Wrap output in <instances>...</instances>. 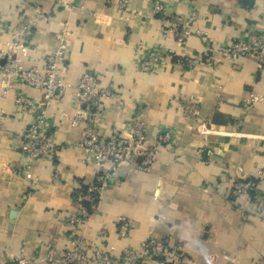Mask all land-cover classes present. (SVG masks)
Instances as JSON below:
<instances>
[{"label": "crops", "instance_id": "obj_1", "mask_svg": "<svg viewBox=\"0 0 264 264\" xmlns=\"http://www.w3.org/2000/svg\"><path fill=\"white\" fill-rule=\"evenodd\" d=\"M59 1L0 0V42L12 39L19 21L36 18V8L46 14L17 55L23 67L44 71L46 55L59 49L62 37L67 44L64 88L44 107L54 160L26 167L23 153L22 133L46 101L45 91L15 83L4 96L0 86V264H45L51 249L58 256L68 250L73 233L94 247L114 248L115 255L140 251L144 242L159 238L181 246L185 264H264V212L256 201L264 196V105L244 108L251 93L264 92V65L255 57L213 66L203 59L208 42L230 43L252 32L264 36V0H127L125 8L120 0H87L70 8ZM156 2L163 12L156 13ZM191 12L196 20L185 26ZM176 26L189 32L184 43ZM154 49L172 54L159 70L144 73L139 63ZM5 61L0 53V64ZM85 71L113 94L104 100L100 134L128 139L138 118L150 146L164 130L175 137L157 146L148 171L129 161L116 170L111 164L102 168L112 178L99 210L72 228L68 215L87 207L78 190L102 173L85 162L81 128L71 124ZM19 94L34 103L33 114L16 109ZM191 98L200 104L198 118L184 112ZM250 179L257 182L253 198L237 197L233 182ZM122 216L132 223L126 238L118 234Z\"/></svg>", "mask_w": 264, "mask_h": 264}, {"label": "built area", "instance_id": "obj_2", "mask_svg": "<svg viewBox=\"0 0 264 264\" xmlns=\"http://www.w3.org/2000/svg\"><path fill=\"white\" fill-rule=\"evenodd\" d=\"M87 0H60V4L68 8L74 4ZM189 2V0H181ZM127 0H120V8H125ZM164 6L156 2V13H161ZM37 16L33 19L21 20L13 28V37L9 42H0V53L5 57L4 64H0V86L2 94L7 96L14 84H21L31 89H42L45 91L46 101L41 104L37 112H34V103L25 94L15 97V107L20 112H34L31 121L22 133L24 141L23 153L26 160V167L39 159L54 160L56 146L53 141V127L46 119L44 107L50 100L55 99L58 93L64 88L62 62L65 58L67 44L62 37L59 49L46 55V69L25 68L18 63L17 55L26 49L34 34L38 22L46 19V14L41 7L36 8ZM196 20V14L191 12L186 25L192 24ZM178 33L179 42L184 43L188 31L174 28ZM181 31V32H180ZM60 37V36H59ZM264 50V36L252 32L246 39H239L230 43L215 45L208 42L204 50V61L213 66L221 60H237L238 58L255 57L264 65L262 51ZM172 51L150 50L139 63V68L144 73H153L159 70L165 63L166 57ZM192 66L194 62H189ZM113 96L112 91L99 85L98 76L85 71L77 84L75 103L78 107L71 124L81 128L80 145L84 151L85 162L92 163L102 170L94 183L88 184L87 189L79 194V201L85 202L87 207L79 205V210L67 217V224L72 228L82 225L93 214L97 213L100 207L102 193L109 187L111 177L110 172L103 171L107 164H111L112 169L125 161L132 162L139 168L148 171L155 162L157 156V146L167 144L174 139L173 132L164 130L157 136L156 145L150 146L147 143L146 127L142 120L136 118L132 123V135L124 139L119 135L104 136L98 131L100 114L104 108V100ZM264 105V92L261 94L251 93L244 102L246 110L251 109L255 104ZM185 114L191 118L200 116V104L196 99L185 100L183 103ZM208 160H211L213 153L206 152ZM220 187L219 184L216 188ZM256 180H235L232 191L237 197L253 198L256 190ZM29 195V194H28ZM27 195V196H28ZM25 196V198H27ZM258 210L264 212V196H257ZM132 223L127 217L118 219V234L121 238L130 235ZM104 234L100 236L103 240ZM69 248L61 256L55 249H51L45 256V264H185L188 260L184 255L181 246L171 244L169 240L150 238L142 244L140 251L127 248L121 254L115 255L114 248L105 250L101 246L94 247L85 238L71 234ZM102 243V241H101ZM18 264H27L25 260L19 259Z\"/></svg>", "mask_w": 264, "mask_h": 264}, {"label": "trees", "instance_id": "obj_3", "mask_svg": "<svg viewBox=\"0 0 264 264\" xmlns=\"http://www.w3.org/2000/svg\"><path fill=\"white\" fill-rule=\"evenodd\" d=\"M87 185H82L80 190H78L77 194H80L82 191H85L87 189Z\"/></svg>", "mask_w": 264, "mask_h": 264}, {"label": "water", "instance_id": "obj_4", "mask_svg": "<svg viewBox=\"0 0 264 264\" xmlns=\"http://www.w3.org/2000/svg\"><path fill=\"white\" fill-rule=\"evenodd\" d=\"M10 264H14V263H10Z\"/></svg>", "mask_w": 264, "mask_h": 264}]
</instances>
